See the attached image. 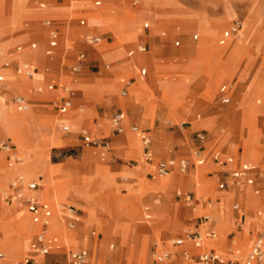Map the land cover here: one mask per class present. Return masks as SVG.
Wrapping results in <instances>:
<instances>
[{"label": "rangeland", "instance_id": "1", "mask_svg": "<svg viewBox=\"0 0 264 264\" xmlns=\"http://www.w3.org/2000/svg\"><path fill=\"white\" fill-rule=\"evenodd\" d=\"M2 1L6 0H0V56L2 57L0 70L8 66L15 75L14 67L12 63L6 61L7 59L25 61V57L34 58V55L29 54L36 55V51H39L42 56L44 48L40 51L37 45L35 51H27L26 45L35 41L31 38L22 41L13 40L18 38V32L11 35L9 33L19 27L23 13V0H11L12 6ZM111 1L112 4L108 5V13H111L116 21H120L125 14L120 23H113L114 21L108 19L104 24L109 25L116 32L125 30L130 34L125 32L111 34L112 42L108 48L111 51L119 50L120 58L123 59L126 52L138 41L137 38L127 39V37H135V28L138 34H142V24L147 21L139 16L141 13L138 10L142 6V0H135L137 4L134 7L130 4L132 0ZM149 1L156 4L159 0H146L144 7L148 8ZM180 2L181 5L190 9L198 10L201 20L207 22L201 23L199 30L196 31L193 26L196 25L197 19L191 18L192 21L189 22L192 26L191 30L186 33L181 23H175L171 29L153 28L147 23L148 29L144 33L152 37L148 39L149 41L145 40L146 52L158 65L163 66L168 63L165 59L168 51L184 53L185 48L188 47L191 52L190 58L184 56L170 61L175 62L173 64L176 69L155 74L160 81L166 82L165 85L158 84L159 86L153 82L152 87L161 91L158 101L155 100V97H159L158 94L154 97L152 89L148 88L144 79H137L132 86L137 91V100L143 96L146 100L141 102V105L144 115L149 114L147 120L151 129L139 126L138 122L130 119V115L127 114L129 119L123 133L113 134L108 118L116 112V109H111L106 112L104 118L99 120V125L93 126L90 131L92 138L102 144L92 146L82 143L75 134H72L70 139L69 136L66 137L67 135L58 131L57 125L63 120L70 126V133H74L78 129V125L75 124L80 115L76 113L74 115L72 111L64 116L67 119L51 117L41 120L34 111L26 114L15 113L9 103L16 93L7 95L8 89L4 80L11 83L23 95L27 94L26 85L23 84L26 82L8 72L0 75L1 79H4L0 82V97L2 96L7 110L1 105L0 107L5 114L4 117L10 118L7 122L11 130L20 131L22 142V145L13 144L22 160L20 164L9 168L0 156V192L7 189L6 183L15 174L22 173L30 182L44 185L41 187L44 192L41 198L50 201L57 209L56 212L68 206L79 209V224L84 226L79 230H85L77 232L76 241L73 240L74 229H67L66 220L57 223L56 216H53V226L56 227L55 231L68 234L71 242L65 240V245L86 248L89 264H153L151 255L158 256L161 246L166 247L170 240L183 235L195 217L206 215L207 204L212 207L214 200L218 204L212 211L208 210L209 218L213 221L218 233L216 239L211 242L214 248L219 249L222 244L223 251L231 250L232 248L226 244L233 240L232 236L237 235L236 231L240 229L243 232L241 244L244 245V236H246L244 234L249 223L252 224V228H249L248 238L261 234L262 228L258 232L255 230L259 228L256 213L259 212L264 217L262 202L264 196H259L264 186V0H180ZM24 5L26 8L37 9L34 0H24ZM103 6L104 1L100 7ZM223 8L225 12L221 17ZM7 11L9 15L6 20ZM102 13L107 14V10L102 9ZM132 19L135 21V28H130ZM42 20H38L39 26ZM231 21L240 23V30L226 47L217 46L220 33ZM89 24L90 22L87 21V26ZM102 29L101 26L98 27L100 32H110ZM35 30L39 36L44 35L40 29ZM161 33L164 35L160 36ZM192 35L197 36L196 40H191ZM109 36L110 34L105 35V37ZM8 41L11 43H6ZM174 41L178 43L176 46L173 45ZM16 46L25 50L21 54L8 58L9 54H15L13 49ZM4 55L7 58H3ZM187 62L192 65V68L186 67ZM135 63L149 66L151 59L145 55H137L122 62L120 67L131 71ZM194 69L197 74L192 77ZM212 70L215 83L211 85ZM89 71L90 69L87 74L93 76ZM64 75L67 73L63 71L62 76ZM123 79L126 80V78ZM230 80L243 82L239 85L241 89L250 82L236 97L237 101L233 98L230 104L221 105L216 93L217 88L222 81ZM197 82H200V86L194 87ZM157 83L160 82L157 80ZM186 83L189 84L186 85L187 93L185 94L183 86ZM121 87L122 84H118L115 90L114 97L117 99H121L118 96ZM42 101L45 100L42 99ZM53 101L50 105L38 104L36 107L38 110L45 111L47 116H52L55 114ZM156 103H160L166 109L165 114L169 120L173 118L174 110L181 103L174 112V121L161 119ZM210 107L227 108V111L218 112L217 120L214 122L215 128L203 121L194 124L205 125L210 135H218L211 138L205 129L188 133L187 127L190 123L197 117L202 119L208 115L210 112L206 111ZM138 110L141 111V107ZM11 113L14 116H11ZM211 114L214 115L216 112ZM235 114L240 117V121ZM95 117L93 115L91 119ZM123 119L126 118L123 117ZM128 126H136L144 133L149 148L154 141L149 133L158 132V140L168 144L165 147V155L155 157L151 151V162L145 163L142 160L139 138L129 131ZM123 135H125L124 139L132 143L134 147L128 143L117 145L110 143L111 139ZM0 137L8 138L4 133H0ZM10 139L16 140L12 137ZM200 142H203L205 147L204 152L200 154L203 163L195 165L192 154ZM187 143L190 147L189 157L180 155L173 159L166 156L172 149L185 147ZM103 145L105 148H102ZM215 154H218V163L213 161ZM235 157L241 160V163L254 166L261 173L260 177L256 176V182L252 188L244 187L240 190L232 184L229 173L234 168ZM227 159H231V163L219 164L226 162ZM164 160H172L174 163L168 173L169 176L150 178L152 165ZM181 160L187 162L183 173L178 171V162ZM136 166H142V173L129 172ZM39 176L42 181H36ZM77 186L80 187L79 196L75 195ZM254 190H257V195L254 194ZM39 194L40 191L38 196ZM186 197L189 201H194L195 205L188 206L185 202ZM233 205L238 206L237 211L232 210ZM62 212L65 215L68 214L65 213L66 211ZM226 216L229 227L225 231ZM56 224L58 227L55 226ZM34 229L24 213L15 214L12 211L11 215L10 207L6 208L0 198V253H3L0 264L22 263L26 256L28 240L34 234ZM91 232L93 236L90 235ZM94 240L96 244L98 243L96 245L98 250L92 244ZM61 261L62 259L57 255L48 254L38 257L36 264H59L62 263Z\"/></svg>", "mask_w": 264, "mask_h": 264}, {"label": "crops", "instance_id": "2", "mask_svg": "<svg viewBox=\"0 0 264 264\" xmlns=\"http://www.w3.org/2000/svg\"><path fill=\"white\" fill-rule=\"evenodd\" d=\"M10 1L11 0H6V1H4V2L2 1V2L4 4L8 5L10 3ZM102 1H104V6L100 7ZM145 1L146 0H142V6H141L140 10H138L141 13V14H139V16L144 18V20H146L147 23L151 24V26L153 28L165 27V28L171 29L175 23H181V26L183 27V31H184V33H186V32H189L191 30L192 26L189 23L190 21H192L191 18L197 19L196 25L194 24L195 26H193L194 28H196L195 29L196 31L199 30L201 23L207 22L205 20H201V18H200L201 15H200V12L198 10L190 9V8L184 6L183 4L181 5L180 0H159L156 4H152V2L149 1L147 3L148 8L144 7ZM96 2L98 3L97 5L94 4ZM111 2H112L111 0H34V4H36L37 9H32V8H26L24 5V0H23V13H22V17H21L20 22H19V27L16 28L12 33H9L6 30L5 31L7 33H9L10 35L18 32V38H15L13 40L22 41L26 38H31L33 41H35V42H30L26 45L27 51H35V49L37 48L36 47L37 45L39 46L40 51L43 48H44V50H42V56H41V53L39 51H36L37 52L36 55L34 53L29 54L32 56L34 55V58L30 59L29 57H25L24 58L25 61H18L16 59H12V60L7 59L6 60L7 62L12 63V65L14 67L13 68L14 73H15L16 67L20 66L21 64H26V66L32 71V75L36 76V78L33 80H31L32 77L30 79H25L22 76L17 75L16 73H15V75L12 74V72L8 68V66H6L0 70L1 71L0 75L3 72H8L12 76H14L16 78H20L26 82L23 84L26 85L27 94L23 95V94H21V92H19L18 89L14 88L11 83L6 82L4 79H1V77H0V82L2 80H4V83L7 86V89H8L7 95L16 93V96H14L9 103L13 107L15 113L26 114V113H33V111H34L36 116L38 118H40L41 120H43V119H48L51 117H62V119H67L64 116H66L69 112L73 111L74 115H75V113L77 115H80L78 122L75 124V125H78V129L76 131H74V133H70L68 125L63 120L60 121V123L57 125V128H58V131L60 133H62L63 135H67L66 137L69 136L70 139H71V135L75 134V137L79 138V140L82 143H86V142L94 140L92 138V134L90 133L91 129H93V126L99 125V120L104 118V116L106 115V112L111 111V109H116L117 113L122 114V116L126 118V119H123L122 123H121V125L123 127V131L126 128V125H127L128 119H129V118H127V114L130 115V119L138 122L139 126L151 129V126H150V124H148V120H147V116L149 114L144 115V109L141 105V102H144L146 100L144 99V96L142 98H139V100H137L138 99V97L136 96L137 91L132 86L136 83L137 79H144L148 88L152 89L154 97H155V94H158L159 97H155V100L158 101L160 98L161 91L159 89H155L154 87H152V85H154L153 82L154 83L156 82V84H155L156 86H159L161 84L165 85L166 82L160 81L155 76V74H157L158 72H162V71H170V70L176 69V66H174V64H173L175 62H170V61L173 59L177 60V59H179V57H184V56H187L190 58V55H191L190 48H188V47L185 48L184 53H180V51L179 52H169L168 51V53H166V56H165L166 57L165 59L168 61V63L164 64L163 66H160L156 62H154V59L151 57V55L146 52L147 46L145 44V40H148L149 38L152 37L150 35H145V33H144L148 29V24L143 23L142 28H141L143 33L138 34V31L135 28V23H134L135 21H133V19H132V21L130 23V28H135L136 35H135V37H132V36L127 37V39H133V38L136 39L137 38L138 41L136 42V44L133 47H131L126 52L125 58H123V59L120 58L119 50L111 51L108 48V46L112 42L111 34H116V33L119 34V33H123V32L130 34V32L125 31V30L116 32L109 25L104 24L107 22L108 19L114 21L113 23H115V22L120 23L123 20V16L125 14L124 13L122 15V18L120 21H116L114 16H112L111 13H108V7H109L108 5L112 4ZM10 4H11L10 6H12V3H10ZM130 4H131V7H134L137 4V2L135 0H132ZM98 7H100V8H98ZM102 9H103V11L106 9L107 14L102 13ZM125 12H130V11H125ZM224 12L225 11L223 8L221 17L223 16ZM6 13H7V17H6V20H7L8 15H9L8 11ZM132 14L134 15V13H132ZM133 15H132V18L134 17ZM234 16H235V12H234ZM40 19H43L41 22V26H39L37 24L38 20H40ZM219 19H217V20H219ZM45 21H48L49 24L44 25ZM87 21L90 22V24L88 26H87ZM233 22L234 21H231L230 24L220 33V36L217 39V46H220L222 48L226 47L236 37L237 34L236 35L228 34V28L230 27V25ZM100 26L103 29L109 30L110 32H105V33L100 32V30H98V27H100ZM37 28L40 29L44 33V35L42 37L35 33V31H36L35 29H37ZM52 32H54L56 35L55 46L50 47L49 46V40H50V34ZM106 34H110V36L105 37ZM128 34H127V36H128ZM163 35H164V33L160 34V36H163ZM87 36L99 38V42L97 44H87L84 41V38ZM196 38H197L196 35L191 36V40H196ZM125 41H126V39H125ZM6 43L10 44L11 41H8ZM30 44H34L33 49L30 48ZM176 44H178L177 41H174L173 45L176 46ZM138 46L143 47L144 51L138 52L137 51ZM13 50H14L15 54H13V55L9 54L8 58L24 51L25 49L21 50L20 46H16V47H14ZM130 51L133 52L132 55L127 56V53ZM79 55L82 56L81 59L78 58ZM137 55H145V56L149 57L151 59V64L149 66H145V65H140V64L135 63L134 67L131 71H127L126 68L120 67L122 62L130 60ZM0 58H2V57L0 56ZM3 58H7V56L4 55ZM213 60L215 63L214 58H213ZM104 61H107V63H104ZM29 63L32 65V67L30 66ZM216 65H217V63H216ZM187 66L192 68V65L188 64V62H187L186 67ZM72 67H76L77 71L71 72L70 69ZM214 68H216V67H214ZM214 68H212V69L214 70ZM89 69H90L89 72H91V74H93V76H91L89 73L87 74ZM195 70L196 69H194V73H193L192 77L197 74V72ZM213 70H212V75H211V79H210V81L213 80L211 85L215 83L214 82L215 81L214 80L215 75H214ZM63 71L65 73H67V75L62 76ZM128 73H129V76L126 77V75ZM145 76H147V77H145ZM122 77L126 78V80H124ZM29 80H31V81H29ZM157 80L160 83H157ZM249 82H248V84H249ZM169 83H172V82H169ZM189 83H186L183 86L184 90H185V94L187 93L186 85ZM118 84H122V87L120 88V91L118 93V96L121 99H117L116 97H114V93H115V90H116ZM240 84H243V82H240V81L236 82L234 80H230L228 82L222 81V83L218 86L217 92H216L217 95L219 96V103L221 105H228V104H230V101L233 100V98L238 97V95H240L241 92L244 91V88L248 86V84H247V86H245L241 89V87H239ZM49 85H53V89H51V90L47 89V87ZM59 86L67 87L69 90V93L66 94V93L61 92L59 90ZM198 86H200V82H197L194 85V87H198ZM222 86L227 87V90L224 93L219 92V88ZM121 92H124L125 95L121 96L120 95ZM127 93H129L128 96H127ZM7 95H4V96H7ZM17 97H21L25 101V104H26L25 110L18 111L16 109V106L14 104V100ZM64 98L68 99L70 105H69V108L66 110V112L61 114L58 112V108H59L61 101ZM222 98H227V100H228L227 103H222L221 102ZM42 99H44L45 101H42ZM50 100L51 101L54 100L53 101V109L55 110V114L52 116H47L46 115L47 113L45 111L38 110L36 106H38V104L50 105L51 104ZM236 101H237V98H236ZM3 102L4 101L2 100V96H1L0 97V105L4 109H6ZM181 102H182V100H181ZM235 103H234V105H235ZM180 104L178 105V107L180 106ZM156 106L159 108L158 109L159 110V116L161 119H165L166 121H174V119H175V113L174 112L176 111V109L178 107L173 112V116H172L173 118L171 120H169L165 114L167 112L166 109L164 107H162L160 103H156ZM140 107H141V111L138 110ZM31 108H32V110H31ZM220 111H227V108L226 109L213 108V107L208 108L206 112H210V113L202 119H199L197 117V119L195 121L191 122L190 125L187 127L188 133H193V132L195 133L201 129H205L208 131V129L205 125L194 124L198 121H203V122L207 123V125L211 124L215 128L214 122H216L218 112H220ZM116 112H114V113H116ZM211 112H216V114L212 115ZM93 115H95L96 117L91 119V117H93ZM111 115L108 118V122H110ZM235 117L240 121L239 116H237L235 114ZM141 122H144V123H141ZM63 126H67L68 131L63 132L61 130V128ZM130 127L131 126H128V129ZM0 133H4V135H6L8 137V138L0 137V141H4V142L10 144L14 150H15V146L13 144L22 145V142L20 140V132L7 129L6 131L0 132ZM218 133H219V130H218ZM121 134H118V135H121ZM125 135H128V134H125ZM125 135L111 139L110 143L112 145H117L118 143H128V144L132 145V143H129L126 139H124ZM149 135L154 139L153 143L151 144L150 148L147 145L143 146L142 144L141 145L139 144L140 145V151L142 153L148 152L150 155H151V151H152V154L155 157L164 156L165 155L164 154L165 153V147L168 144L164 143L161 140H158L159 139L158 132H156V131H151L149 133ZM217 135H214V136L210 135L209 131H208V136L211 138L215 137ZM10 137H14L16 140L13 141L10 139ZM203 144H204L203 142H200L195 147L194 152H198L199 154L204 152L205 147ZM189 149H190V147H189V144L187 143L185 145V147H180L176 150L172 149V151L168 152V154L166 156L173 158V159L178 158L180 155H185V156L189 157V154H188ZM0 156H2L3 163L6 164L7 160H8V155L6 153L0 151ZM236 156H239V155L236 154ZM0 161H1V159H0ZM184 161H186V160H184ZM233 165H234V168L232 170H240L243 168L245 169V178H244L243 184L240 187H236V189L242 190L244 187H246V188L251 187L252 188L256 182V172H259V171L254 166H250L248 164L241 163V160H238L236 157L234 159ZM192 166H194V164H192ZM142 171H143L142 166H136V167H133V169L129 172H131L133 174H137V173H142ZM126 174H128V172H126ZM17 175L18 174H15L6 183V185H8V183ZM154 176L156 177L154 170H153V165H152V175H149V177L152 178ZM80 177H82V176H80ZM82 178H84V177H82ZM36 181H42V178L39 176L36 178ZM186 183H183V184H186ZM35 184L37 185L36 191H40V194H39L40 196L39 197H37L36 195H34V196L36 197V199L38 201H40L41 203H45L52 210L50 221H51L53 216H56L57 223L62 222V220H66V224L68 222H72L73 228L69 229V230L74 229V236H75L74 238L76 241L77 232L80 233V232H83L85 230V229L82 231L79 230V229L84 227V226H81L79 224L80 210L77 208H74L72 206H68L67 208H70L73 211L72 216H70L69 213L65 215L62 212V210H60L59 212H56L57 209L53 206V204L50 201L44 200L41 198L42 192H43L41 187L44 185H39L37 183H35ZM103 184H105V183H103ZM79 189H80V187H78V186L75 187V190L77 191L75 193L76 196H79ZM253 192L256 195L258 193L257 190H254ZM259 196H264V186H262L261 194ZM47 197H50V196L47 195ZM185 202L187 203L188 206L195 205L194 201L191 202L188 200V197L185 198ZM214 202L215 203L212 205V207H211V205H209V207H207L206 214L208 216H210L208 213V210L212 211L213 207H215L218 204L216 200H214ZM262 202L264 203V198H262ZM3 203L5 204L6 208L10 207L11 215H12V211H14L15 214L18 212H22L27 216L29 223L32 224L30 217H29L28 213L25 211L23 205H21L20 203H7L5 201H3ZM82 206H84V205L82 204ZM65 213H67V211ZM256 214H259V216L257 215V217L260 218V222H261L260 226L262 228L263 222H264V217L261 216L259 212H257ZM187 216H188V213H187ZM200 217L201 216L195 217L189 226L190 227L197 226ZM240 219L241 218H239V221H240ZM183 220H182V222H183ZM52 223H53V220H52ZM32 225L35 228L34 229V233H35L37 230V226L34 224H32ZM55 226L58 227L57 224ZM75 227H76V230H75ZM228 227H229V221H228V217L226 216L225 231L228 229ZM55 228L53 226L54 231L47 229V235L56 238L58 248L51 250L48 254L57 255L58 257H60L62 259L61 262L64 263L66 258H67V253L69 251L84 249L86 251V257H85L84 264H89V257H87L86 248L80 247V246L73 247L71 245H65L64 244L65 240H68L69 242H71L68 234L67 233L66 234L61 233L62 236H60L58 234V232H55ZM249 228H252L251 223H249L247 225L246 232L244 234V235H246V236H244L245 237L244 245L241 244V240H242L241 236L243 235V232L241 229L236 231L237 235L232 236L233 240L232 241L230 240L228 242V244H226V245L228 247L230 246L232 249H237L240 252L245 253L249 248L250 242L257 236L256 235L255 237H249L248 238ZM210 229L214 231V233H215L214 239H216V237L218 236V233L214 227V223L212 220H210ZM171 231H172V229H171ZM172 232H174V231H172ZM33 235L30 237V240H28V243L32 240ZM90 235L93 236L94 235L93 232H91ZM214 239L205 240V242H208L209 245L204 244V247L201 250H205V251L212 250V251H214L216 253H220V254L225 253V251H223V249L221 247L222 244L220 245L219 249L213 248L214 246L211 243V241H213ZM92 244L96 246L98 243L96 244L95 240H94L92 242ZM27 246H28V244H27ZM96 247L98 250L99 249L98 246H96ZM182 250L187 251L191 256L195 255L196 253H198L200 251V250L193 249L187 243H185L182 247H179V248L178 247H172L168 244V246H166V247L161 246V248L159 250L160 252L158 254L160 255L162 252H168L171 256L170 264H184L183 260L179 256L180 251H182ZM25 254H26L25 257L30 256L28 251H26ZM1 255H2V253H1ZM156 255L157 254L151 255V257L153 258L151 260V262L153 264H160V262L158 261L159 255L158 256H156ZM2 258H3V256H2ZM2 258H1V260H2ZM37 258L38 257L30 256V259H31L30 264H36Z\"/></svg>", "mask_w": 264, "mask_h": 264}, {"label": "built area", "instance_id": "3", "mask_svg": "<svg viewBox=\"0 0 264 264\" xmlns=\"http://www.w3.org/2000/svg\"><path fill=\"white\" fill-rule=\"evenodd\" d=\"M97 5L98 3H94ZM49 22L45 21L44 25H48ZM240 29V24L234 21L228 28V34L236 35ZM56 35L54 32L50 34L49 46H55ZM87 44H97L99 38L87 36L84 38ZM30 48H34V44H30ZM138 52H143L144 48L141 46L137 47ZM132 51L127 53V56L132 55ZM79 59L82 58L81 55L78 56ZM71 72H76L77 68L72 67ZM15 73L22 76L25 79H30L32 77V71L26 65H20L15 68ZM47 89H53V85H49ZM59 90L63 93L68 94L69 90L65 86H59ZM227 87L222 86L219 88L220 93H224ZM121 96L125 93L121 92ZM227 98H222V103H227ZM14 104L18 111H23L26 109L25 101L21 97H17L14 100ZM69 101L64 98L58 108L59 113H64L69 108ZM123 116L120 113H113L110 118V129L113 134H121L123 132V127L121 125ZM63 132L68 131L67 126L61 128ZM129 131L138 136L139 141L143 146L148 144V140L143 132L139 131L137 127L131 126ZM201 139V138H199ZM85 144H90L92 146H99L95 140L86 142ZM102 148H105L103 145ZM0 151L8 155L7 166L10 164L19 163V156L12 146L4 141H0ZM193 157L195 159L196 165H201L203 163V158L198 152H194ZM217 155L213 157V161L218 163ZM142 160L145 163L151 162V155L148 152L142 153ZM231 159H227L226 162H220L221 165L226 163H231ZM174 163L172 160L158 161L153 165V170L156 176L165 177L173 168ZM187 162L181 160L178 162V171L183 173L186 170ZM230 178L232 184L235 187H240L243 184L245 178V169L231 170ZM256 176L260 177L261 173L256 172ZM264 176V175H263ZM37 190V185L35 183L27 182L21 175L14 177L7 185V189L0 192V198L7 203H20L23 205L25 211L28 213L32 224L37 226V230L33 235L32 240L28 243L27 251L32 257H42L47 255L51 250L57 249V240L55 237L47 235V229L50 223L52 210L45 203H41L34 196V192ZM210 204H207L209 207ZM62 211H67L70 216L73 215V211L70 208L60 209ZM232 210L237 211L238 207L236 205L232 206ZM259 216V214H257ZM241 218V215L239 216ZM68 229L73 228L72 222L66 224ZM215 238V233L210 229V218L209 216L203 215L200 217L197 226L189 227L187 231L184 232L180 237L174 238L169 242L172 247H182L185 243L189 244L193 249L200 250L195 255L191 256L187 251H180V258L183 260L184 264H264V222L262 226L261 234L257 235L249 245L248 250L245 253L240 252L237 249H231L227 252L220 254L212 250H201L204 247L205 240H210ZM25 257L22 260V264H30L31 259ZM86 257V251L84 249L72 250L67 253V258L64 263L59 264H84ZM2 255L0 253V260ZM170 254L168 252H162L158 261L160 264H170Z\"/></svg>", "mask_w": 264, "mask_h": 264}, {"label": "bare ground", "instance_id": "4", "mask_svg": "<svg viewBox=\"0 0 264 264\" xmlns=\"http://www.w3.org/2000/svg\"><path fill=\"white\" fill-rule=\"evenodd\" d=\"M32 52V51H31ZM21 53H23V51L22 52H20V53H18V54H21ZM30 64V63H29ZM21 65H26V64H21ZM31 67H32V65H30ZM36 78V76L35 75H32V78H31V80H33V79H35ZM31 80H29V81H31ZM29 110V109H28ZM27 110V111H28ZM26 111V112H27ZM5 116V114L3 113V110H2V107H0V132H3V131H6L7 129H9V130H11V128H10V126L8 125V120L10 119H8L7 117L5 118L4 117ZM11 116H14V114L13 113H11ZM19 120V119H18ZM16 121V120H15ZM11 122V121H10ZM28 122V121H27ZM28 126V125H27ZM68 127H69V131H70V126L68 125ZM28 130V129H27ZM16 131V130H15ZM23 131V130H22ZM29 131V130H28ZM8 132V131H7ZM18 132H20V131H18ZM31 132V131H30ZM12 138H14V137H12ZM13 140V139H12ZM19 160H20V162L19 163H14V164H10V166H8L9 168H13L14 166H16V165H18V164H20L21 162H22V160H21V158H20V156H19ZM18 175H21L27 182H30L27 178H26V176L24 175V174H22V173H17ZM166 176H169V175H166ZM30 183H33V182H30ZM34 183H36V182H34ZM34 195H36L37 197H39L38 196V191H35L34 193H33ZM256 219H257V221H258V230H255V232H258V231H260L261 230V226H260V224H261V222H260V218L259 217H257V214H256ZM52 220H53V217H52V219H51V221H50V223H49V226H48V229H50V230H52V231H54L53 230V223H52ZM55 232H57V231H55ZM58 234L60 235V236H62L61 235V233L60 232H58ZM73 240H75V238H73ZM211 242H213V241H211ZM204 244H207V245H209V243L208 242H205ZM214 248V247H213ZM2 255H3V253H2Z\"/></svg>", "mask_w": 264, "mask_h": 264}]
</instances>
